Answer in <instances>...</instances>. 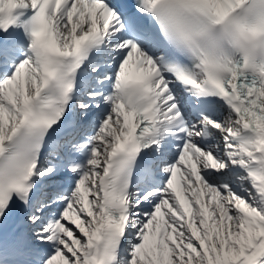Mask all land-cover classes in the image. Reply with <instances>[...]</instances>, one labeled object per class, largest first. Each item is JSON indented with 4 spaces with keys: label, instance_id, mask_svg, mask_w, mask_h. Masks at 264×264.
Returning a JSON list of instances; mask_svg holds the SVG:
<instances>
[{
    "label": "bare ground",
    "instance_id": "1",
    "mask_svg": "<svg viewBox=\"0 0 264 264\" xmlns=\"http://www.w3.org/2000/svg\"><path fill=\"white\" fill-rule=\"evenodd\" d=\"M211 1L214 11L219 14L232 6L231 0ZM88 3L94 8L100 5V2L96 0H89ZM83 17L85 18L80 12L69 27L65 29L66 32L72 34L73 31L78 30L82 26ZM93 24L94 21H89L84 27L87 28ZM119 64H122L121 60ZM20 67H22L21 70H23L24 75L23 83L19 82V86L14 84V87H12L14 90L10 92L0 88V158L7 154L8 149L14 144L17 135L20 133V130H13L12 132L10 130L19 121L22 127L24 120H26L24 117V120L21 118L20 111H24V108L19 106L21 99L33 95L34 89H32V86L35 85L36 87L38 85L35 64L27 54L24 55L22 62H19ZM1 82L2 80H0V86L2 85ZM262 95L264 98V91ZM172 99L177 100V102L179 100L176 96ZM8 102H10V105L7 104ZM4 103L7 105L4 106ZM26 103L27 100H24L23 106ZM104 110H107V107ZM111 110L123 114L119 102H114L111 105ZM225 111H230V116H227L224 113ZM247 120L248 118L243 114L235 115L229 108L219 107L213 118L205 123L208 132L204 130V126L200 128L199 136L194 134L196 130L191 131L189 144L195 149L196 156L189 155L186 151L181 155L176 154L168 145L171 144V141L167 133L164 132L163 142L167 144L161 145L159 149H166L165 156L170 159L169 162L174 163L162 172V184L157 190L156 200L148 197L149 202H147L144 195H142L138 198V201L133 203L136 208L148 207V213L140 215L141 222L136 228V233L128 235L124 247L121 246L123 242L121 240L122 233L113 231L107 241L102 261L97 262L95 253L99 239L98 231L101 229L103 216V205L100 201L105 198L107 182L109 181V174L102 172V166L98 159L108 152L107 150L115 140H112L111 135L120 132L123 124L116 115L109 114L105 120H101L102 129L100 130V126L96 125V128L90 133L91 140L95 145L93 160L88 162L84 173L77 170L75 174V177H84L90 173L87 177L89 181L85 182L80 190V193L88 197V216L83 214L76 205L75 194L77 189L71 190V187L66 196H60L66 199L63 208L65 212L62 213L59 210L53 220L56 223L62 222L61 227L71 226V229L65 231L70 239L68 237L54 239L59 245L58 252L50 256L47 264H63L65 260L69 261L63 255L66 251L72 256L71 260L75 259V263L69 264H121L118 256L122 254L129 255L130 260H132L129 262L130 264L140 261H144L145 264H180V262L182 264H197L193 259H199V264H203L201 260L208 257L207 244H202V241L205 242L204 233L206 234V231L210 232L208 238L213 240L219 254V258L213 264H264V139L250 130V124ZM213 124L219 126L217 135L213 131L214 138L217 137L214 140L215 149H212L215 154L212 156L211 164L206 165L208 169L212 166L216 168L212 174L205 168V165L197 167V164L201 163L199 155L202 156V152L199 151L200 139L198 137L202 138L203 131L210 134L209 131L212 129ZM238 133L249 137L244 143H234L233 145L243 147L246 150L240 151L238 157L246 162L243 167L249 168L253 173L249 178L244 177L242 179L241 186L249 189L251 197L242 188H231L222 182L215 183L213 181L216 176L220 177L227 172L225 164L231 160V157L222 150L225 135L230 134L229 138L232 139ZM53 163H55V166L59 165L57 162ZM237 165L241 164L235 163L230 166ZM193 170L196 172L194 177L192 176ZM173 171L176 172L173 173ZM174 178H177V180L173 181ZM25 195L24 192L22 195L14 196L9 191L4 195L3 201L0 202V254L2 253L1 248L4 246L1 240L14 231H20L18 237H20V240L23 239L24 242L21 245L33 244L32 241L34 240L45 241L44 236L47 234L41 232L40 234L22 236L23 229L20 224L22 219L27 216L22 210ZM178 198L181 200L180 205L176 202ZM196 198L199 199L198 203L195 202ZM202 203L206 205L209 212L208 228L205 227L203 219L201 220L199 217V204ZM241 212L250 213L260 229H258L259 231L256 230L257 227L252 235L254 227L250 226L251 235L249 237L251 236L252 243L248 241L242 256L238 257L236 255V258L232 261L226 259V256L229 251L231 252L229 248L231 238L238 235L234 232L239 227L241 218L238 216ZM47 215L45 216L46 220L51 217ZM185 219L189 220L188 224H185ZM188 229H191L192 232L190 233ZM70 230L74 232L73 236L75 237L70 236L68 233ZM128 231L129 229H126V233ZM135 236L138 240L143 237V244L137 243ZM15 246L19 247L20 245L15 244L11 247ZM150 250L152 257L148 256ZM153 253L157 255L155 256ZM220 255L222 258H220ZM45 262L44 257L40 263L45 264Z\"/></svg>",
    "mask_w": 264,
    "mask_h": 264
},
{
    "label": "rangeland",
    "instance_id": "2",
    "mask_svg": "<svg viewBox=\"0 0 264 264\" xmlns=\"http://www.w3.org/2000/svg\"><path fill=\"white\" fill-rule=\"evenodd\" d=\"M16 77H17V75H16V73H14V71H10V73H9V79H8V83H7V85H6V87H5V89L6 88H9V89H11V84L13 83V81H14V79H16ZM7 82V81H6ZM211 152V151H210ZM233 156V155H232ZM214 169H215V167H213ZM192 174H193V172H192ZM194 175V174H193ZM87 180V179H86ZM85 181V179L84 178H76V182H77V185H79L80 183V189H81V187H82V183ZM72 189H73V187H72ZM71 189V190H72ZM78 191L79 190H77L76 192L78 193ZM76 193V194H77ZM75 194V195H76ZM246 194L248 195V196H251V193L247 190L246 191ZM77 197H78V194H77ZM81 198L82 199H85V195H81ZM77 202H76V205L78 204V207H79V209H81V206L83 205L82 204V200H80V198L78 197L77 198ZM85 201H87V200H85ZM41 207V206H40ZM38 208H39V206H38ZM88 208V207H87ZM87 208H85L84 209V211H83V214L85 213V214H87ZM200 212V211H199ZM35 214L36 213H33L30 217H28L29 219H30V222L31 221H33V220H36L35 219ZM249 214V215H248ZM88 216V215H87ZM199 217H200V219L202 220V218H201V216H200V213H199ZM238 217H240L241 218V221H240V223H239V227L237 228V229H235V232L234 233H238V235L236 236V237H233V238H231V240H230V242H229V248L231 249V252L229 251V254L226 256V259H228V260H234L235 258H236V255L239 257V256H242V254H243V251H244V248H245V246H246V244H247V242L249 241V243L251 242V236L249 237V235H251V233H250V229H251V227L253 226L254 228H253V231H252V235H253V232H255V229L256 230H258V229H260V226H258L257 224H256V221H255V219L251 216V214L250 213H246V212H241L240 214H239V216ZM131 221V220H130ZM44 223H45V221L44 222H42L41 224H38V226H36L35 228L34 227H30V229H28V231H30L29 233H31L32 231H34V233H36V231L37 230H39V231H41V230H46V229H48V226H46V225H44ZM46 224V223H45ZM61 226V225H60ZM251 226V227H250ZM63 228V227H62ZM63 229H64V231H63ZM63 229H61V232H60V234H59V237L58 238H63V237H68L67 236V234L65 233V231H66V229L68 230V229H71V226L69 227H66V228H63ZM238 231V232H237ZM259 231V230H258ZM192 232V231H191ZM249 232V233H248ZM62 233V234H61ZM73 233L74 232H72V235H73ZM248 233V234H247ZM206 235H207V237H206ZM204 236H205V242H203L202 241V244H207V253H208V255H209V259L213 262L214 260H216V258H212V252H211V249H210V239L208 238V237H210V234L206 231V234L204 233ZM69 238V237H68ZM247 238H249V239H247ZM70 239V238H69ZM141 240H143V239H141ZM141 240L139 241V243H141ZM132 243V242H131ZM243 243H245V244H243ZM252 243V242H251ZM36 245L38 246V247H40V245H38V243H36ZM252 245V244H251ZM58 246V247H57ZM44 248H49L50 249V252L48 251V253H46L45 254V256L47 255V254H50V256L51 255H54V254H56L57 252H58V248H59V245L57 244V242L55 243V245L54 244H47V245H44L43 246ZM134 248V247H133ZM132 248V249H133ZM228 248V249H229ZM130 249V248H129ZM130 251H132V250H130ZM228 251V250H227ZM227 251H226V253H227ZM82 252H84V251H82ZM42 254H44V253H42ZM154 254V253H153ZM63 255L64 256H66L67 257V259H69V261H66L65 260V262H63V264H69V263H75L74 261H75V259L74 260H71V257L72 256H70L69 255V253H67V251H66V253H63ZM50 256L49 257H45V260H46V262H45V264H47V260L50 258ZM149 257H152V252H151V250L149 251V255H148ZM80 257H82L81 255H80ZM119 258H120V260H119V262L121 263V264H130L129 262L130 261H132V260H130V257H129V255H119ZM220 258H222V256L220 255ZM58 259V257L56 258V260ZM208 259V258H207ZM207 259L205 260V258H204V260H201V262L203 263V264H207ZM80 260H82V258H80ZM194 260V262L195 263H197V264H199L200 263V260L199 259H193ZM63 261V260H62ZM181 261V260H180ZM141 262V263H140ZM140 262H137V263H134V264H145L144 263V261H140ZM183 262V261H182ZM40 264H43V263H40ZM180 264H182L181 262H180Z\"/></svg>",
    "mask_w": 264,
    "mask_h": 264
}]
</instances>
